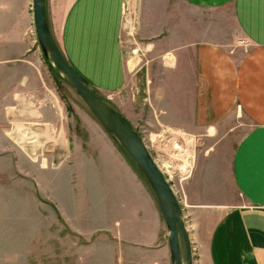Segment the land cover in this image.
I'll return each mask as SVG.
<instances>
[{
    "label": "crops",
    "instance_id": "obj_1",
    "mask_svg": "<svg viewBox=\"0 0 264 264\" xmlns=\"http://www.w3.org/2000/svg\"><path fill=\"white\" fill-rule=\"evenodd\" d=\"M125 1L136 0H46L51 35L113 102L131 97L128 72L154 65V110L170 128L218 142L232 122H248L228 157L209 151L192 163L179 201L192 264H264V0H174L186 10L167 4L150 29L141 19L139 37L152 57L140 65L124 54ZM37 52L31 0H0V122L9 125L2 137L28 142L32 152L44 146L41 170L74 178L78 201H59L58 209L83 240L76 251L84 264H171L168 230L148 182L97 122L77 131ZM227 181L240 202L229 199Z\"/></svg>",
    "mask_w": 264,
    "mask_h": 264
},
{
    "label": "rangeland",
    "instance_id": "obj_2",
    "mask_svg": "<svg viewBox=\"0 0 264 264\" xmlns=\"http://www.w3.org/2000/svg\"><path fill=\"white\" fill-rule=\"evenodd\" d=\"M127 4L131 14L130 25L124 22L122 26L124 54L126 59L131 58L142 64L151 59L152 52L145 49L139 37L141 19L143 18L146 28L150 29L155 19L161 22L164 18L161 15L167 4L168 7L171 4L179 5V8L185 10L186 7L174 0H136L133 5L130 1ZM156 12L160 14L158 18L151 16ZM224 24L233 30V23L229 17ZM238 39L244 46L243 38ZM35 56L41 59L48 80L67 105L77 131L96 122L102 128L84 101L68 84L65 76L50 60L44 58L41 50ZM137 68L138 65L136 70ZM149 69L154 76L155 66L150 64L147 65V71L142 67L138 71L133 69L134 72H128L126 87L131 91V97L124 95L123 98L116 100L117 103L104 98L119 111L125 109L123 113L128 115L130 123L145 141L154 158L170 160L173 174L169 173V183L177 197L183 198L186 173L191 170L192 163L209 151L221 157H228L237 140L247 131L249 124L242 118L235 120L231 128L221 130L223 134L220 135L222 138L218 142H214L201 132H186L168 127L162 116L156 114L154 110L152 92L160 83L153 77L148 79ZM157 119L163 122L158 123ZM8 126L7 123L0 122V264H84L83 258L76 251L81 248L83 240L75 236L73 226L66 225L58 209L59 201L66 206L78 201L74 178L66 172L41 170L42 160L45 158L44 146H37V150L32 152L34 147L28 142L12 143V140L2 137V132ZM21 134L27 137L25 131H21ZM176 153L180 157L175 156ZM181 157L185 160L183 169L180 167ZM224 187L230 200L240 202V196L231 182L227 181ZM182 257L186 262L183 248Z\"/></svg>",
    "mask_w": 264,
    "mask_h": 264
},
{
    "label": "water",
    "instance_id": "obj_3",
    "mask_svg": "<svg viewBox=\"0 0 264 264\" xmlns=\"http://www.w3.org/2000/svg\"><path fill=\"white\" fill-rule=\"evenodd\" d=\"M38 46L45 59L65 76L101 126L121 146L153 190L168 230L171 264H192V246L180 201L152 158L144 140L130 121L98 94L83 75L71 65L53 39L46 14V0H31ZM181 240L186 262L183 261Z\"/></svg>",
    "mask_w": 264,
    "mask_h": 264
},
{
    "label": "built area",
    "instance_id": "obj_4",
    "mask_svg": "<svg viewBox=\"0 0 264 264\" xmlns=\"http://www.w3.org/2000/svg\"><path fill=\"white\" fill-rule=\"evenodd\" d=\"M128 1L125 2V4L123 5L122 8V23L124 24V22H126V24L130 25V10L128 8ZM123 26V25H122ZM145 142V141H144ZM146 144V143H145ZM147 146V144H146ZM148 148V146H147ZM150 152V151H149ZM152 155V154H151ZM175 156H179L178 153L175 154ZM180 157V156H179ZM152 158L154 159V161L156 162V164L158 165V167L160 168L161 172L164 174L165 178L168 180V182H170V172L172 173V163L170 162V160H162V159H158L157 157L154 158L152 156ZM182 159V157H181ZM185 160L182 159V164H180V167H185L184 165ZM190 169L188 170V172L186 173L187 175L189 174ZM173 174V173H172ZM170 184V183H169ZM171 185V184H170ZM171 187L173 188V186L171 185ZM174 190V189H173ZM176 193V192H175ZM177 195V194H176ZM179 199V198H178Z\"/></svg>",
    "mask_w": 264,
    "mask_h": 264
}]
</instances>
